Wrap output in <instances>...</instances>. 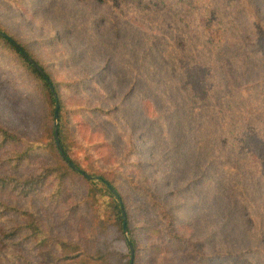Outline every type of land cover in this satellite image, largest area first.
I'll return each instance as SVG.
<instances>
[{
  "label": "rangeland",
  "instance_id": "obj_1",
  "mask_svg": "<svg viewBox=\"0 0 264 264\" xmlns=\"http://www.w3.org/2000/svg\"><path fill=\"white\" fill-rule=\"evenodd\" d=\"M210 1L207 45L178 0H0L62 109L0 40V264H264V0Z\"/></svg>",
  "mask_w": 264,
  "mask_h": 264
},
{
  "label": "trees",
  "instance_id": "obj_2",
  "mask_svg": "<svg viewBox=\"0 0 264 264\" xmlns=\"http://www.w3.org/2000/svg\"><path fill=\"white\" fill-rule=\"evenodd\" d=\"M156 2H164V0H155ZM210 0H178V4L179 7L182 9L180 16L183 20V22L185 24H189V21L191 19H195L199 22V26L202 29V33L205 35V44L209 45L211 44L214 39H209V37H212V33H215L213 30V26L212 24V19L214 17V9L211 8L210 6ZM164 5H168V3H165ZM204 6V7H203ZM168 8L170 9V5H168ZM188 22V23H187ZM0 33L5 34V36H1L0 35V40L3 41L22 61V63L28 67V69L30 70V72L32 73V75H34L37 79H39L40 81L43 82V87L45 88V91H47L48 94V99H49V104L51 106V116H53L54 119V113L56 110V104L58 105V120H61V102L59 101V95L56 93V89L49 77V75L45 72V70L42 68V66L33 59L32 55L29 53V51L26 49V47L24 45H22L21 43H19L18 41H16L14 38H12L10 35H8L6 32H4L3 30H0ZM16 44L17 46L20 47V49L22 51H24L29 57H31L38 65L39 67L44 71L45 75L48 77L50 83L52 84V87L54 88V92H55V96L53 94V92L50 89L49 84L46 82L45 78L25 59V57L21 54V51L19 49L16 48V46L14 45ZM195 77V76H194ZM196 81L195 79H191L190 78V87L192 88V90L194 89L196 93L197 98H203L206 95V91L200 93L198 95V89H197V85H196ZM55 121V119H54ZM57 132H58V138H59V142L60 145L62 147V150L66 156V158L69 160L70 163L74 164L76 166V168H78L79 171L73 170L70 165L62 158V156L60 155L57 146H56V141H55V137H54V127H53V131H52V135H53V146L55 147L56 151L59 153L60 157L62 158V161L66 164V166L73 170L74 172L80 174L82 177H84L86 180H88V182L92 183L91 179H87L82 173H84L87 176H91L92 175L86 171H84L83 169H81L80 165L77 164L76 162H74L71 157L69 156V150L65 145L64 139H63V135H62V131H61V124L57 123ZM0 141L3 144L6 143H15L17 141H20L19 138H17L15 135H13L11 132H9L8 130H6L5 128H3L0 125ZM17 160H21L19 157H17ZM93 178V177H92ZM97 180L100 181L103 185V187L105 188V191L114 198V219L122 226V229L124 231V223L126 226V230H128V218L127 215L124 211V205L122 202V199L118 193V191L114 188V186L112 185V183L110 181H108L107 179L104 178V176L98 175L97 176ZM121 206L123 207V211L125 214V217H123V211L121 209ZM128 233H130V231H128ZM128 241H126L127 243ZM129 242L131 243L133 250H135V243L133 241V239L129 240ZM128 246V243H127ZM129 248V247H128ZM134 260V259H133ZM130 264V259H129V263Z\"/></svg>",
  "mask_w": 264,
  "mask_h": 264
},
{
  "label": "water",
  "instance_id": "obj_3",
  "mask_svg": "<svg viewBox=\"0 0 264 264\" xmlns=\"http://www.w3.org/2000/svg\"><path fill=\"white\" fill-rule=\"evenodd\" d=\"M1 36H5V34L3 33H0ZM16 46L17 49H19L21 51V54L25 57V59L45 78L46 82L49 84L50 86V89L51 91L53 92L54 96L56 95L55 92H54V88L52 87V84L50 83L48 77L45 75L44 71L39 67V65L31 58L29 57L24 51H22L20 49L19 46H17L16 44H14ZM54 119H55V122H57V119H58V105L56 104V110H55V113H54ZM54 137H55V141H56V146H57V149L60 153V155L62 156V158L70 165V167L73 169V170H76V171H79L78 168H76V166L72 163L69 162V160L66 158L63 150H62V147L60 145V142H59V138H58V132H57V123L55 124L54 126ZM87 179H92L91 176H87L85 175L84 173H82ZM121 209L123 211V207L121 206ZM123 213V217H125V214H124V211L122 212ZM127 230H126V226H125V223H124V233H126ZM128 247H129V252H130V264H133V259H134V251H133V247L131 245V243L128 241Z\"/></svg>",
  "mask_w": 264,
  "mask_h": 264
}]
</instances>
